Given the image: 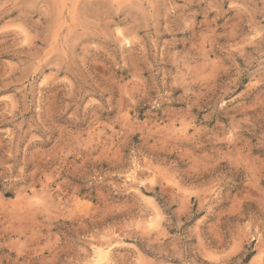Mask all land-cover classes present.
Instances as JSON below:
<instances>
[{
    "label": "clouds",
    "instance_id": "9594fccd",
    "mask_svg": "<svg viewBox=\"0 0 264 264\" xmlns=\"http://www.w3.org/2000/svg\"><path fill=\"white\" fill-rule=\"evenodd\" d=\"M0 264H264V0H0Z\"/></svg>",
    "mask_w": 264,
    "mask_h": 264
}]
</instances>
